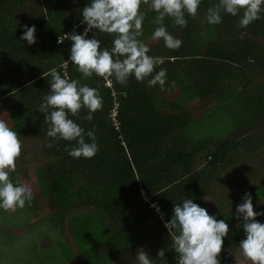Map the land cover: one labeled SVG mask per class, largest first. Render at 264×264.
<instances>
[{
    "label": "trees",
    "instance_id": "obj_1",
    "mask_svg": "<svg viewBox=\"0 0 264 264\" xmlns=\"http://www.w3.org/2000/svg\"><path fill=\"white\" fill-rule=\"evenodd\" d=\"M87 2L0 0V112L6 111L11 128L22 137L21 155L10 178L21 183L19 176H27L25 145L39 143L35 172L41 198L24 208L36 213L34 222L42 211L49 212L46 231L54 234L46 248L34 240L39 229L24 240L15 239L21 241L18 247L12 239L0 254V264H135L133 250L142 245L153 264H178L161 219L168 221L174 204L184 197L225 219L229 234L218 258L220 264H235L245 238L242 221L235 218L236 206L247 192L254 211H264V159L257 157L262 153L254 157L264 149V46L253 39L264 14L240 28L239 17L222 13L221 24L210 26L202 23L203 16L217 0H203L198 18H188L185 28L165 21L168 31L182 41L178 50H168L162 41L150 39L153 13L142 6L145 21L139 39L150 55L166 58L160 67L167 70V91L134 79L126 86L113 82L111 88L95 76L81 80L99 90L103 107L91 121L84 119L86 109L72 117L85 130L95 128L99 148L92 159H74L65 151L67 142L46 136L48 125L37 109L50 80L42 73L55 68L63 75L69 56L71 41L58 44V37L83 31L84 26L74 28ZM23 25H35L37 43L32 46L19 40ZM94 35L102 46L111 47L110 38ZM66 69L70 79H80L70 62ZM112 92L119 105L118 133L108 121ZM201 159L206 166L197 172ZM249 165L257 174L236 175L212 204L215 208L202 202L210 189H202L203 183L217 185L224 171ZM151 204L159 206V213ZM8 217L0 210V225L5 223L0 232L29 223L18 216L7 221ZM256 219L264 223V216ZM162 249L164 257L157 258Z\"/></svg>",
    "mask_w": 264,
    "mask_h": 264
},
{
    "label": "clouds",
    "instance_id": "obj_2",
    "mask_svg": "<svg viewBox=\"0 0 264 264\" xmlns=\"http://www.w3.org/2000/svg\"><path fill=\"white\" fill-rule=\"evenodd\" d=\"M75 2V0H74ZM203 0H88L79 9L83 31L77 34H63L57 43L71 41L68 59L80 79H69L55 68L42 76H50L48 94L41 98L37 111L44 114L48 125L46 136L53 141H65V151L74 159H92L98 152L95 128L85 130L72 119L82 109L87 110L85 120L102 109L103 99L99 90L81 83V80L98 77L111 84L126 86L130 79L145 83L148 88L167 91V70L160 67L165 57L150 55L148 45L139 39L143 35L145 12L142 6L153 13L152 41H162L168 50H178L182 41L174 37L165 24L183 29L188 18L199 16ZM222 13L239 17L238 27L247 28L264 14V0H217L208 7L203 22L210 26L222 22ZM89 32H93L89 38ZM95 32L110 38L111 47L102 46ZM35 25L21 26L19 40L28 46L37 43ZM158 69V70H157ZM74 142V143H73ZM49 148L53 143H49ZM22 144L16 131L0 120V210L15 213L30 205L33 199L31 189L10 178L16 171ZM159 213V206L151 204ZM264 211H254L253 198L244 193L242 202L236 206L235 218L242 221L245 238L239 243V250L249 264H264V223L257 221ZM171 237L172 249L178 257V264H220L219 254L224 238L229 234L225 219H217L207 209L194 203L192 198H183L174 204L171 218L164 222ZM165 249L157 252V258L164 257ZM136 264H153L154 259L142 249L135 255Z\"/></svg>",
    "mask_w": 264,
    "mask_h": 264
},
{
    "label": "rangeland",
    "instance_id": "obj_3",
    "mask_svg": "<svg viewBox=\"0 0 264 264\" xmlns=\"http://www.w3.org/2000/svg\"><path fill=\"white\" fill-rule=\"evenodd\" d=\"M75 28H74V30H75ZM195 104H196V101L193 102V105H195ZM195 106H197V105H195ZM4 118H5V120H4V122H5L7 120L6 115H4ZM6 123L10 126L11 121L7 120ZM25 146H26V148H28L27 154H26V161H28V166L25 169L27 176H24V174L20 175L19 180L21 181V184H24L31 189L32 194H33V198L35 200H39L41 198V195L39 193V188H37V183H39V182L36 181L35 169L37 167V161L35 158V156H36L35 153L37 151H40L41 147H39V143H37V142H36V144L34 142H31ZM261 153L262 154L259 156L264 157V149L262 150ZM259 156H257V157H259ZM254 157H256L255 154H254ZM262 159H264V158H262ZM226 178H228V177L224 176L222 178V180H225ZM225 182H227V181L225 180ZM222 183H224V182H222ZM222 191H223L222 189L216 190V195H217V197H219V199L222 195ZM206 202H207V204H214L216 201L214 199L207 198ZM7 214L9 215L7 221H9V218L11 216H18L21 219V221L26 220V222H29V223L28 224H20L17 227H14V229L11 232H10V230L8 232H6L8 230L7 228H4L0 232V254L3 251V248L6 246V244L9 243V241H11L12 239L15 240L18 237H24L23 238V240H24L27 237H29L30 234L32 232H34L36 229H39V232H37V235H34V240H35L37 246H39L40 248L48 247L52 243V241L54 240V234L50 231H46V229H48L49 226H48V223L45 219L48 217L49 212L42 211V215L35 222H34V220H35L34 215L36 213L30 212L28 208H26V210H25V208L20 209L15 213L7 212ZM4 224L5 223H3V225H0V228L3 227ZM11 244H14V245H16L15 247H18L21 244V241L15 240ZM138 249H142V247L137 248V250ZM137 250L135 253H137ZM241 259H244V257L242 256L241 252H238L234 256L235 264H238V261L240 262Z\"/></svg>",
    "mask_w": 264,
    "mask_h": 264
},
{
    "label": "crops",
    "instance_id": "obj_4",
    "mask_svg": "<svg viewBox=\"0 0 264 264\" xmlns=\"http://www.w3.org/2000/svg\"><path fill=\"white\" fill-rule=\"evenodd\" d=\"M19 11H21V10H19ZM14 12L13 11H10L8 14H13ZM7 18H9V16H7L6 15V19ZM2 23H5L4 21L2 22ZM20 26H19V24H18V28H19ZM249 38H251V36L249 37ZM253 39H255V42L256 43H258V44H261V46H264V23L263 24H261L259 27H258V29L256 30V34H255V36H253ZM5 66V65H4ZM263 88V90H264V86H262ZM263 97H264V94H263ZM4 115H6V111L5 110H2V112H0V120H5V118H4ZM6 118H7V115H6ZM7 120H10V119H8L7 118ZM6 120V121H7ZM5 121V122H6ZM9 127H11V124H10V126ZM264 131V130H263ZM20 135V134H19ZM252 135V133L250 134V136ZM20 138V140H22V137L20 136L19 137ZM262 150H263V148H261V149H259L258 151H256L254 154L255 155H258L259 153H261L262 152ZM259 157H261V156H259ZM262 158H264V157H262ZM198 164H199V167H198V170H197V172H200L201 170H202V168H204L206 165L204 164V161H203V159H201V160H199L198 161ZM252 168H253V166L252 165H249V166H246V167H244V168H242L241 170H239L238 169V167H234V170L232 171H224L223 173H222V175L220 176V178L218 179L219 181H218V183H217V185H216V183L214 182V183H210L209 185H207V184H202V189H207V188H210L209 190H208V193H207V195H205V197H204V199L202 200V202L209 208V209H212V208H215V206L216 205H214V206H212V204H207V202H206V200H207V198H210L211 199V195H212V197H214V198H212V199H214L215 201H217L218 199H219V197H217V195H216V190H219V189H224V187L227 185V187H230L231 186V183L233 182L234 183V177L236 176V175H238L239 177H241L242 178V176H243V178L244 177H246V176H248V177H250L251 178V176H252V174H257V169H254V170H252ZM226 174V175H225ZM224 176H226V177H228V178H226L225 180L227 181V182H225V180H222V178L224 177ZM217 181V180H216ZM224 182V183H222V182ZM253 182H251V184H252ZM230 184V185H229ZM233 188H234V184H233ZM222 194H223V191H222ZM222 196V195H221ZM221 198V197H220ZM211 207V208H210ZM140 247H142V250L149 256V253H148V248L145 246V245H142V246H140ZM137 248H139V247H137ZM137 248H134V250H133V256L135 257V255H136V250H137ZM136 264V263H135ZM238 264H249V262H247L246 260H244V259H241L240 260V262L238 261Z\"/></svg>",
    "mask_w": 264,
    "mask_h": 264
},
{
    "label": "built area",
    "instance_id": "obj_5",
    "mask_svg": "<svg viewBox=\"0 0 264 264\" xmlns=\"http://www.w3.org/2000/svg\"><path fill=\"white\" fill-rule=\"evenodd\" d=\"M82 26H84V25L80 23L79 25H77L75 30H77L78 28H80ZM63 75H67V77L70 79V77L68 75V71L66 69V64H64ZM104 83H105V86L107 88H111L112 83L109 84L106 81H104ZM112 97L114 98V102H113L112 107L110 108V110L108 112V121L110 123V126L114 129V131L118 133L120 131V122L118 120L119 105L116 102L115 94L113 92H112ZM161 221H162L163 227H164V219L162 218Z\"/></svg>",
    "mask_w": 264,
    "mask_h": 264
}]
</instances>
